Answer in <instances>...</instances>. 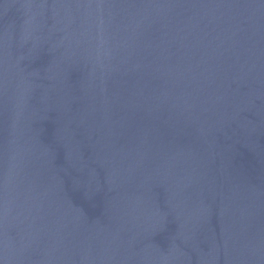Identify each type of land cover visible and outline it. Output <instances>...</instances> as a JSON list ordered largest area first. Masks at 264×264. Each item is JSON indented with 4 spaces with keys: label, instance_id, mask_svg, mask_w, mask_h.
Segmentation results:
<instances>
[{
    "label": "water",
    "instance_id": "95a60500",
    "mask_svg": "<svg viewBox=\"0 0 264 264\" xmlns=\"http://www.w3.org/2000/svg\"><path fill=\"white\" fill-rule=\"evenodd\" d=\"M0 264H264V0H0Z\"/></svg>",
    "mask_w": 264,
    "mask_h": 264
}]
</instances>
